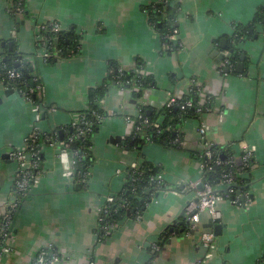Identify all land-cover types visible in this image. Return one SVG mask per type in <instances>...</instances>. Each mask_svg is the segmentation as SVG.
I'll list each match as a JSON object with an SVG mask.
<instances>
[{"label": "crops", "instance_id": "1", "mask_svg": "<svg viewBox=\"0 0 264 264\" xmlns=\"http://www.w3.org/2000/svg\"><path fill=\"white\" fill-rule=\"evenodd\" d=\"M25 4L32 19L16 15L12 0H0V54L11 42L18 44L21 54H38L37 31L47 23H58L64 31L75 29L81 38L71 55L54 64L28 58L37 64L44 106L24 97L21 90H26L0 80V178L4 177L0 212L16 198L19 167L4 151L23 148L35 128L46 135H67L77 113L87 109L89 91L108 86L113 66L129 69L141 60L156 87L145 100L115 87L100 102L108 117L94 136L96 163L87 180L69 179V160L59 156L61 138L43 143L40 177L15 213L9 252L0 264H33L46 244L54 246L60 264H258L264 256V27L258 26L257 35L240 46L246 56L242 73L237 64L235 70L226 65V59L218 63L214 52L230 53L219 47L220 42L234 35V24L251 22L264 0H181L180 47L171 54L163 52L162 35L149 23L145 7L150 0H25ZM193 79L199 81L202 99H210L211 109L183 127L195 142L191 150H200L196 130L201 121L213 146L229 147L234 154L254 149L246 192L250 203L242 198V206L220 205L223 229L211 257L200 236L210 230L209 217H202L197 232L187 233L186 208L194 197L187 192L158 191L140 215L115 223V230L101 241V210L109 195L122 193L133 163L147 161L160 167L172 184L199 178V160L192 152L140 143L127 120L136 116L140 104L159 109L170 94L188 95ZM54 107L57 111L48 113ZM39 112L43 116L38 122ZM118 136L122 142L112 144L110 138Z\"/></svg>", "mask_w": 264, "mask_h": 264}, {"label": "trees", "instance_id": "2", "mask_svg": "<svg viewBox=\"0 0 264 264\" xmlns=\"http://www.w3.org/2000/svg\"><path fill=\"white\" fill-rule=\"evenodd\" d=\"M14 4L19 5L20 0H12ZM169 3H165L163 0H150V4L145 7V11L148 15L150 25L161 33L163 42L167 46L171 47L172 44L168 38L172 34L175 25L179 22V18L183 12V6L181 0H169ZM27 4V3H26ZM24 5V17L33 18L27 9L28 6ZM41 31V35L46 40V44L49 48V53L52 57L49 58L46 64H54L58 58H64L72 54L79 46L80 35L71 29L70 31L61 30L59 33H54L50 25ZM264 27V5L260 6L255 13L254 18L248 24L237 23L234 24L235 33L231 37H227V49L231 52L230 62L231 68L235 70L236 64L240 61L242 56V51L240 46L251 38H254L256 33V28L258 26ZM42 45L39 41L38 47ZM176 47H174L175 49ZM172 52H170L171 54ZM4 54V55H3ZM3 57L2 64H4L9 69H15L23 74V79L19 82H9L8 80H2L6 86L16 87L18 89H24L26 91L34 89L40 81L38 80L40 74L37 69L36 61L38 60V54H21L19 51V46L17 43L13 42V46H4V53L1 55ZM28 58L34 60V64L28 62ZM17 64L19 66L17 67ZM114 72L108 76L107 87L102 85L100 87L92 88L88 93V107L86 110L80 111L77 115L84 116L87 121V127L91 128V132L84 137L78 139V132L76 129L72 128L68 131L67 135H51L41 134L38 141V146L42 148L43 143H52L53 138H61L62 141H68L70 138H74V142L70 146V153L73 155L76 151H79L81 158L76 159L78 161V167L75 170V177L82 180H87L91 174L92 169L95 166L96 158L93 154L94 147V136L98 133L99 127L103 119L108 117L105 110L99 104L100 99H104L108 93V89L114 83H117V77L120 76L118 73V67L113 66ZM121 83H129L131 85L132 97L137 100L146 97L149 90L156 87L155 79L152 75L148 74L146 71V64L137 60L135 65L129 69H124L121 75ZM179 105L173 108H167L166 106L156 109L152 106L139 105L142 114L149 118L153 122H161L162 131L156 133L154 130L148 131L149 135L152 137L153 143L162 145L164 147L172 148L173 145L170 143L175 137L174 131L180 130L185 125L187 120L199 119L201 116L197 113L198 103L202 99V95L197 91L190 93L186 96H177ZM32 100L36 105L45 102L42 94L36 90L32 95ZM187 101H193L194 107L190 108L187 114H184L180 107ZM207 105L208 109L210 104ZM96 113L97 115H93ZM171 129V130H170ZM57 134V133H56ZM85 139V140H84ZM140 143H144V140L138 139ZM216 154L221 158L226 159L228 155H232V150L229 147H213ZM193 155L199 157L201 155L200 150H191ZM43 155V154H42ZM254 163H252L253 165ZM225 169H228L226 167ZM139 170L142 171V175L134 173V170L129 169L127 172V182L125 184L122 193L116 195V201L113 204H107L106 209L108 212L101 213V216L105 221L111 223H117L126 217H137L140 215L147 203L151 198L160 190H156L155 186L152 184L151 179L156 177L162 169L160 167L152 165L150 162L143 161L139 165ZM221 169H214L206 174V180L210 181L214 186H218V182L221 179ZM135 179V181H134ZM251 183V178L240 177L236 183V190L238 192L246 193L249 190ZM126 204L127 208H123L120 205ZM98 236L101 241L105 240V230L103 229L104 223L99 225ZM188 229V226H187ZM258 264H264V256L260 259Z\"/></svg>", "mask_w": 264, "mask_h": 264}, {"label": "built area", "instance_id": "3", "mask_svg": "<svg viewBox=\"0 0 264 264\" xmlns=\"http://www.w3.org/2000/svg\"><path fill=\"white\" fill-rule=\"evenodd\" d=\"M25 0H20L17 9L14 11L16 15H22L24 11L23 3ZM166 4L169 3V0H163ZM176 1V0H175ZM50 25L51 30L54 33H59L62 28L58 23H47ZM42 24L37 31V38L42 42L41 47L39 48V59L42 63H46L49 58L52 57L51 53H49V48L46 44V40L41 35V31L45 30L48 25ZM179 22L175 25L172 34L168 36L172 46L169 47L163 42V52L170 53L174 52L176 48H179L180 43L178 40L179 35ZM163 41V38H162ZM174 47H176L174 49ZM229 55V53L227 54ZM229 55L225 64H230ZM114 70L112 71V73ZM124 69H118V73L120 76L117 77V83H121V75L123 74ZM23 79V74L15 69H9L2 61H0V80H8L9 82H19ZM35 81H38L35 79ZM3 82V81H2ZM199 82L196 79L192 80V87L190 89V93L198 92L201 94V89L198 87L197 83ZM128 83V82H127ZM21 90V89H20ZM38 90L42 96L44 97V88L41 84H37L34 89H30L28 91L21 90V93L26 97L29 101L32 100V95L35 91ZM210 99L202 100L198 103L197 113L202 116L205 115L210 109L207 108ZM43 104H39V106ZM179 105L178 98L172 94L166 100L165 106L167 108L177 107ZM39 106L36 108L38 112ZM194 107L193 101H187L183 104L180 109L184 114H187L189 109ZM57 108H50V112H56ZM47 112V110H46ZM45 113V112H44ZM93 115H97L93 113ZM43 114L39 112L37 114V121L39 122ZM127 120L133 125L134 128V137L136 139H142L145 142L153 143L152 137L149 135L148 131L154 130L156 133H160L162 131L161 122H153L149 118L145 117L141 109L137 110V114L134 118L128 117ZM197 121L199 119H196ZM191 120H187L185 122L188 123ZM220 121H223V117L220 118ZM87 121L84 116L76 115L74 121L72 122V128L76 129L78 132V139L81 137L87 136L91 132V128L87 127ZM171 130V129H170ZM197 134L199 136L200 142V151L201 155L198 157L199 167H200V176L195 180L184 181L180 180L175 184H172L168 181L163 172H160L156 177L151 179L152 184L155 186L156 190H170L176 192H187L193 194V200L188 204L186 208V213L188 215V223L189 227L187 229L188 234H192L193 232H197L199 230L198 226L202 223V217L207 215L211 224L215 225L222 221L223 212L220 209V205L224 202H231L234 205L242 206L243 200L246 199L245 203H250L249 195L245 193V196L240 195L236 190L235 186L240 177L253 175L252 170V162L255 156L254 149H243L237 154L232 153V155H228L226 159L221 158L213 149V144L206 140L207 134V126L204 122H200L197 128ZM42 133L39 132L38 128H35L25 139V146L23 148H10L9 150L4 151V155L8 156L11 160L18 163V172L15 177V186L14 193L16 194V198L12 203L8 206V208L0 212L1 218V226H0V259H3L9 252L7 240L10 236L11 225L15 216V213L18 210V207L22 201V199L27 196L34 185V183L39 179L40 175V162L42 159V148L38 146V141L40 139V135ZM175 137L171 140V144L174 148L183 150V151H191L195 142L189 139L185 135V130L180 128V130L174 131ZM55 135L56 132H55ZM85 140V139H84ZM74 142V138H70L68 141L60 142V150L59 156L60 158H68L69 166L67 175L69 179L76 180L75 170L78 167V161L76 159L81 158V154L79 151H76L73 155L70 153L69 149L71 144ZM76 158V159H75ZM139 165L133 163L131 168L134 170V173L138 175H142V171L139 170ZM228 167V169H225ZM214 169H221V179L218 182V186H214L210 181L206 180V174ZM135 181V179H134ZM203 185V189H200V186ZM181 189V191L179 190ZM248 193V192H247ZM117 194H111L106 199V204L104 208L101 210V213L108 212L106 209L107 204H113L116 201ZM246 197V198H245ZM123 208H127L126 204L120 205ZM99 223L103 224V229L105 230V237L110 236V234L115 230L116 224L111 223L109 221H105V219L100 216ZM204 246L207 248L208 257L213 256L218 250L217 246V238L214 232V229L204 230L200 233ZM153 249L156 251L158 247L154 246ZM61 258L55 250L54 246L51 244H46L40 248L37 253L33 264H60Z\"/></svg>", "mask_w": 264, "mask_h": 264}, {"label": "water", "instance_id": "4", "mask_svg": "<svg viewBox=\"0 0 264 264\" xmlns=\"http://www.w3.org/2000/svg\"><path fill=\"white\" fill-rule=\"evenodd\" d=\"M227 41L228 40H226V39H223L221 42H220V48H222V49H226V47H227ZM10 47H12L13 46V43L11 42L10 44ZM39 52V51H38ZM214 54L218 57V59L219 60H217V62L218 63H220L221 61H223L224 59H226L229 55H231V52L229 53V55H223V54H219V52L218 51H215L214 52ZM2 55V52H1V54H0V61H2L3 60V57L1 56ZM226 57V58H225ZM38 59H39V54H38ZM245 59H246V56L244 55V54H242V56H241V58H240V61L237 63V67H238V72L239 73H242L243 72V69H244V62H245ZM40 60V59H39ZM41 61V60H40ZM19 66V64H17V67ZM228 66H230V64L228 65ZM224 71H225V73H229L230 72V69H229V67H226L225 69H224ZM115 87H117L118 89H122L121 91L122 92H124V91H126L127 93H131L132 94V92L130 91L131 90V85H129V83H114L112 86H110L109 87V89H108V92L111 90V89H113V88H115ZM13 90H11L10 92H12ZM106 96H108V93H107V95ZM140 100H145V97L143 96L142 98H139ZM103 99H100L99 100V104H100V102L102 101ZM133 102H135V101H133ZM60 136L62 137V132H60ZM110 142L112 143V144H115V145H117V144H119V143H121L122 142V137H120V136H118V137H112V138H110ZM142 147V146H141ZM7 157V156H6ZM3 179H4V177L3 176H1V178H0V192H1V189H2V186H3ZM87 182V181H86ZM87 184V183H86ZM81 189V186L80 185H77V190H80ZM200 189L202 190L203 189V185H201L200 186ZM209 228L210 229H214V232H215V235L216 236H220V234L222 233V229H223V226L220 224V223H218V224H215V225H213V224H211L210 226H209Z\"/></svg>", "mask_w": 264, "mask_h": 264}, {"label": "rangeland", "instance_id": "5", "mask_svg": "<svg viewBox=\"0 0 264 264\" xmlns=\"http://www.w3.org/2000/svg\"><path fill=\"white\" fill-rule=\"evenodd\" d=\"M140 103H142V102H140ZM99 228H100V226H99ZM99 228H98V229H99Z\"/></svg>", "mask_w": 264, "mask_h": 264}]
</instances>
